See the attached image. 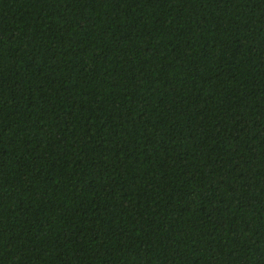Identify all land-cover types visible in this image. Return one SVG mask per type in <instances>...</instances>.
Masks as SVG:
<instances>
[{"label":"trees","instance_id":"obj_1","mask_svg":"<svg viewBox=\"0 0 264 264\" xmlns=\"http://www.w3.org/2000/svg\"><path fill=\"white\" fill-rule=\"evenodd\" d=\"M0 264H264V0H0Z\"/></svg>","mask_w":264,"mask_h":264}]
</instances>
